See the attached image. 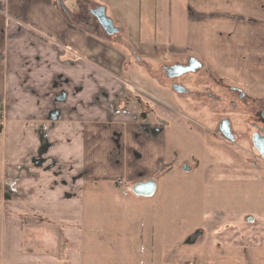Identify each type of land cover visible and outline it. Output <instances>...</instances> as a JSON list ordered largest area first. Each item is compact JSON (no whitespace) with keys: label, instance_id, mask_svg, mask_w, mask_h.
Returning a JSON list of instances; mask_svg holds the SVG:
<instances>
[{"label":"crops","instance_id":"obj_1","mask_svg":"<svg viewBox=\"0 0 264 264\" xmlns=\"http://www.w3.org/2000/svg\"><path fill=\"white\" fill-rule=\"evenodd\" d=\"M46 1L0 0L2 182L20 161L30 165L15 193L0 191V264H264V211L208 209L201 133L184 115L152 120L118 98L156 91L129 70L131 58L146 62L130 31L264 103V0H89L75 12L61 0L63 16L51 9L42 19ZM88 3L103 8L115 41L94 40L76 14ZM51 24L67 25L69 42L46 36ZM163 96L156 109L177 111ZM149 180L152 196L132 192Z\"/></svg>","mask_w":264,"mask_h":264},{"label":"rangeland","instance_id":"obj_2","mask_svg":"<svg viewBox=\"0 0 264 264\" xmlns=\"http://www.w3.org/2000/svg\"><path fill=\"white\" fill-rule=\"evenodd\" d=\"M90 1L103 5H106L109 2V0ZM90 1L62 0V2H64L73 12L80 9V5H78L79 3H87ZM45 2L47 1L45 0ZM60 3L61 0H54L49 7L47 5H42L38 12L39 16L42 19L46 18L51 14V9L63 16L62 10L59 8ZM85 7L86 5L83 8L87 11V8ZM29 14L30 13H27V15ZM107 15L112 17L116 26L122 28L124 24L120 22V18L113 8H111V10L108 9ZM85 20L86 18L83 17V23H85ZM30 23L31 22L27 25ZM97 24L98 23H92L89 27L86 24L84 25L92 32V28L96 27ZM61 27V25L58 27V24H51L48 32L44 30L47 33L45 35L52 39H58L66 34V39L69 42V36L72 35V32L68 30L67 25L63 29ZM96 34L99 38L96 39L93 35L95 41L99 40L107 44L115 41L114 37L109 38V36L103 31H99ZM122 37H128L133 45L138 46L139 52L141 53L139 56L142 59L145 58L144 61H146L145 63L142 62V64H139L135 63V60L131 58L129 70H132L138 77H140V81H138L139 85L144 86V83L148 87L151 86L152 89H155L156 91H152L149 88H147L148 90L141 89L137 91L140 93L137 95L134 93L133 87H131L126 95L118 97L120 98V108L143 112L145 117H151L152 120H156L155 115L158 114L168 117L169 115L167 112L170 113V115L173 113L176 117L180 114L184 115L193 129L201 133L205 141L204 158L202 159H204L203 162L205 165L208 209L226 211L230 214V217L242 211H264V162L259 157L257 158L256 153L258 154L259 152L252 146V133L254 129H252L250 125L254 117L249 114V112L253 113L256 110L262 109L264 103L259 102V100H257V103L252 102L253 100L249 96L250 99H242L240 102L239 97L236 95L237 93L233 94L237 106H233L228 98L221 102L218 98L212 96L206 97L203 93L204 90L213 91L215 97L216 95L224 94H227L226 97H230L231 94L228 90H225L226 88L223 89L225 87L223 84L221 86V83L214 81V77L210 76L203 70L189 73L178 80L179 82H183V84L189 89L190 94L188 96L175 94L170 87L171 81L169 82L166 79L165 73L162 72V65H169L175 61L184 62L187 56L185 54L182 55L179 52H171L168 50L167 44H165L164 47L159 48L158 45L149 43L147 40L145 41L139 39L137 36H132V32L130 31L127 32L126 37ZM77 45L79 44L77 43L76 47ZM149 45H153V47H148ZM104 48L106 50V47ZM113 49L121 53H129V50L126 47H113ZM77 53L83 55L82 49L78 48ZM83 58H86V56L83 55ZM116 58H118V61L117 59L115 60L119 63L121 56H116ZM99 59L101 60L99 61L100 65L105 66L110 63V60L106 59L105 56H102V58L100 57ZM123 70L125 74L126 71L125 69ZM124 78L126 79L127 75H125ZM135 83L136 82H133V84ZM159 83L163 87H161ZM226 87L228 88V86ZM143 90H145L147 94L150 92L155 96L150 97L144 93ZM161 95H168V102L174 105L177 111H171L170 109L165 108L163 112H161L160 109H156L155 105H158V100H161L160 98L162 97ZM164 96L163 98H165ZM98 98L101 102H106L107 106H109L110 97L108 93L105 92V89L100 92ZM248 101L250 103H248ZM222 117H226L232 122V129L236 135L234 143H229L220 136L218 124ZM3 123V117L0 116V127ZM172 123H175V121H172ZM193 166L194 168H197L198 166V169L200 170L202 166L200 160L198 159L197 164ZM3 168V151L1 150L0 137V191L4 190L2 182ZM198 169L196 171L201 172V170L198 171ZM121 190H124L128 197H135L132 194L131 189L127 186H123ZM154 197L146 198L144 200H152ZM238 224L236 226L239 228L240 225Z\"/></svg>","mask_w":264,"mask_h":264},{"label":"flooded vegetation","instance_id":"obj_3","mask_svg":"<svg viewBox=\"0 0 264 264\" xmlns=\"http://www.w3.org/2000/svg\"><path fill=\"white\" fill-rule=\"evenodd\" d=\"M84 7V6H83ZM81 8L82 10L78 13H76L78 16L82 15V17L86 18V25L89 27L92 25V23H98L96 27L92 28V32L96 37L99 31H103L107 36L111 37L113 36V31L112 29H114L113 25H110L108 22H106V20L104 19V12H103V8H100L99 6H92L91 4H86L87 11L84 8ZM85 12V13H84ZM93 19V20H92ZM95 20V21H94ZM94 21V22H93ZM118 34H116L117 36ZM99 38V37H98ZM201 71V64L198 63V61L193 57V56H187L186 60L184 62L182 61H176L172 64L169 65H162V72L165 73L166 79L170 82V87L172 89V92L178 95H182V96H188L190 94L189 89L185 86V84H183V82H179L178 80L181 79L182 77L186 76L189 73L192 72H198ZM214 81H218L216 78H214ZM219 83H221L220 85L222 86V84L225 86L223 89L228 90L230 92V97H226L227 94L225 95H216L213 91L211 90H204L203 93L206 95V97H214V98H218L219 101L222 102V100L224 99H229L230 103L233 106H237L236 105V101H235V96H233V94H236L239 97V100L241 102L242 99H250L245 93H243L238 87L235 86H231V85H227L224 84L220 81H218ZM228 86V88L226 87ZM208 89V87H207ZM252 102H256V99H252ZM248 103H250L248 101ZM249 114L251 116L254 117V119L251 121V127L253 130L252 133V146L255 148L254 143H253V136L255 134L259 135L260 137H264V107L262 109L256 110L253 113ZM228 120L229 123L227 122L226 126L229 127L231 133L233 134L234 139L231 140L227 137H225L221 131L222 128V122ZM218 129L220 131V136H222L223 139H225L226 141H228L229 143H234L236 140V135L232 129V122L230 119L226 118V117H222L219 120V124H218ZM257 154V153H256ZM257 156L259 158H261V160L264 161V158L258 153Z\"/></svg>","mask_w":264,"mask_h":264},{"label":"water","instance_id":"obj_4","mask_svg":"<svg viewBox=\"0 0 264 264\" xmlns=\"http://www.w3.org/2000/svg\"><path fill=\"white\" fill-rule=\"evenodd\" d=\"M104 19L110 25H113L110 20H108L105 17H104ZM112 31L113 32H116L117 29L114 28V29H112ZM227 122L229 123L228 120H225V121L222 122L221 131H222V133H223V135L225 137L233 140L234 139L233 134L231 133L229 127L226 126ZM253 143H254L255 148L258 150L259 154L264 158V137H260L259 135L255 134L253 136ZM185 169L187 171H190L191 170V167L190 166H185ZM155 189H156V182L154 180H149L147 182L135 184L133 186V188H132V192L135 195H137V196H146V197H149V196H152L155 193Z\"/></svg>","mask_w":264,"mask_h":264},{"label":"built area","instance_id":"obj_5","mask_svg":"<svg viewBox=\"0 0 264 264\" xmlns=\"http://www.w3.org/2000/svg\"><path fill=\"white\" fill-rule=\"evenodd\" d=\"M0 109H1V101H0ZM53 125L55 126L56 123H54ZM46 131H47V127L41 126V130L38 129V135L39 136H43V135L45 136ZM16 170H17V174H16L14 180L11 179L10 172H7L6 176H5L6 179L3 181L4 188L11 194L16 192V190H17L16 184L18 181L22 180V178H23V175L21 174V172L24 170H30V165L25 160H22L18 163Z\"/></svg>","mask_w":264,"mask_h":264}]
</instances>
